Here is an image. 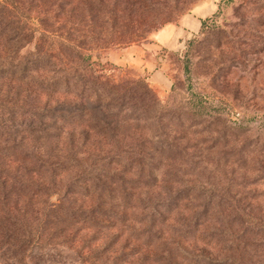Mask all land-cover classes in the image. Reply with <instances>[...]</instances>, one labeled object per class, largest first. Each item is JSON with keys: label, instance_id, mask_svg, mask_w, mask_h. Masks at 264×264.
Here are the masks:
<instances>
[{"label": "rangeland", "instance_id": "obj_1", "mask_svg": "<svg viewBox=\"0 0 264 264\" xmlns=\"http://www.w3.org/2000/svg\"><path fill=\"white\" fill-rule=\"evenodd\" d=\"M9 1L0 0V4ZM13 1H20L16 6L17 16L7 17L8 23L6 20L0 25L1 59L12 60L18 54L23 60L36 48L48 51L49 62L32 75L53 80L58 78L60 69L68 70L76 65L66 51L75 49L102 62L104 73L111 80H146L149 89L171 114L170 122L166 121L170 126L169 136L177 137L176 142L185 149L184 157H180L184 164H178L180 159L163 164L157 172L156 186H152L153 182L143 183L133 191L130 209L124 210L119 200L107 204L126 215L124 225L118 226V231L124 235L122 242L128 243L129 236L147 230L148 222L143 220L149 213L147 204L171 201V197L178 194L182 200L178 207L166 214L164 224H157L164 233L163 239H151L157 242L156 252L163 253L167 261L171 255L179 264H185L179 256V252L183 255L177 247L179 243L189 254L203 253L219 259L225 257L230 248L237 247L245 256L246 264H252L251 260L263 262L264 0ZM197 7L203 9L199 19L204 27L192 35L180 31L181 19L192 15ZM13 21L27 27L28 37L21 43L10 41L15 33L9 24ZM16 49L18 51L14 52ZM187 58L190 81L185 73ZM9 87L13 95L19 85ZM196 94L207 104L208 112L202 111L197 119L183 118V113L192 111L191 101ZM6 95L2 94V99ZM57 99L58 96L52 95L43 97L52 105ZM69 130L75 138L81 139V129ZM96 140L94 136L89 138L88 152L79 157L80 164L72 167L67 164L66 167H70L66 172L56 168L62 175L55 178L53 184L45 178L50 176L47 173L37 172L33 176L27 173V170L38 169L36 161L15 166L24 167L35 185L48 188L49 195L38 201L53 209L62 203L59 199L65 188L77 182L75 179L81 172L97 169L101 161L107 163L108 156L112 155L109 148L104 153L92 149L91 144ZM63 152L61 161L68 156L66 150ZM208 202L216 207L214 220L200 219L193 226L199 211L197 206ZM89 203L91 201L85 205ZM81 204L76 203V206ZM225 210L232 219L237 212L244 213L246 222L249 213V217L260 224L255 231L242 235L240 225L227 224L229 218L221 219L217 215ZM50 221L54 220L38 215L28 218V231L40 233ZM47 232L50 237L57 236L56 230L50 227ZM95 233L96 230H90L86 235L77 236L78 241L81 237L86 241L85 246L75 242L65 248L59 245L60 239L50 243L64 256L62 263L84 264L82 258L97 251V246L90 241ZM20 235L26 233L23 231ZM131 241L132 244L123 249L125 253H131L136 246L134 240ZM30 254V258L21 261L12 258L9 264H43L40 254ZM249 257L253 258L248 260Z\"/></svg>", "mask_w": 264, "mask_h": 264}, {"label": "trees", "instance_id": "obj_2", "mask_svg": "<svg viewBox=\"0 0 264 264\" xmlns=\"http://www.w3.org/2000/svg\"><path fill=\"white\" fill-rule=\"evenodd\" d=\"M12 1L0 4V25L7 17L17 16L16 6L20 1ZM21 23H9L15 32L11 42L15 40L21 43L28 37L25 31L27 27H22ZM66 51L76 65L68 70L60 69L58 78L53 80L32 75L33 71H38L49 62L48 51L36 48L23 60L17 53L12 60L0 58V264H9L12 258L19 261L28 259L32 256L30 253L40 254L43 264H61L64 256L56 248L53 249L50 242L60 239L59 245L64 247L75 242L85 246L86 241L82 237L78 241L77 236L82 233L86 235L90 230H96L97 235L90 237V241L97 246V251L83 257L84 264H179L171 255H168L169 263L163 253L156 252L157 242L151 240L153 237L158 241L163 239L164 233L160 227L157 228V224H164L166 214L178 207L177 204L182 201L178 194L171 197V201L147 204L149 213L143 220L148 222V228L129 236L128 243L122 242L124 235L118 231V226L124 225L126 215L109 206L119 200L124 210L130 209L133 207L130 203L133 191L143 183L153 182L152 186H156L157 172L163 168V164L179 159L178 164H184L180 157H184L185 149L176 142L177 137L169 136L170 126L167 122H170L171 114L149 89L146 80H111L105 75L102 62L75 49ZM189 63L187 58L185 73L188 81L191 79ZM9 84L19 85L13 95ZM4 93L7 95L2 99ZM51 95L58 96L53 105L43 100V97ZM191 109L189 114L183 113L182 117L197 119L199 113H206L209 108L196 94L191 101ZM69 129H81V139L75 138ZM91 136L97 138L95 144H91L92 149L101 153L107 148L112 150L107 163L101 161L97 169L81 172L75 179L77 182L65 188L59 199L61 204L53 209L49 204L42 205L38 199L49 195L48 188L35 185L26 174L47 173L50 176L45 178L53 184L52 181L62 175L61 170H69L70 166L79 163L80 156L88 152L86 148ZM63 150L68 154L65 161L60 160ZM26 161L38 162V169L27 170L26 173L24 167L15 166L23 165ZM67 164L70 166L66 167ZM79 202L82 204L77 207L76 203ZM173 204H176L175 207L170 208ZM197 208L199 211L192 222L193 226L200 219L209 217L208 220H214L216 207L212 202L198 205ZM226 212L220 211L217 215L221 219L229 218L227 224L240 225L242 235L255 231L260 224L257 225L249 213L246 222L244 213L239 211L232 219ZM36 215L53 219L49 223L52 226L48 224L40 233L29 232L28 218ZM105 220L107 224L103 222ZM245 226L246 229L243 228ZM49 227L56 230V237H50L47 232ZM23 231L26 235H20ZM131 240L136 246L131 253H125L123 249L132 244ZM177 247L183 251L184 257L181 252L179 256L185 264H246L245 256L239 253L237 247L230 248L222 259L203 253L189 254L179 243ZM142 250L146 252L142 254ZM251 263L264 264V261L254 263L251 260Z\"/></svg>", "mask_w": 264, "mask_h": 264}, {"label": "crops", "instance_id": "obj_3", "mask_svg": "<svg viewBox=\"0 0 264 264\" xmlns=\"http://www.w3.org/2000/svg\"><path fill=\"white\" fill-rule=\"evenodd\" d=\"M202 10H203L202 7H197L193 10L192 15H187L183 17V19H181L180 21V26H181L180 31L184 33L185 31L186 32L188 31L192 35L193 33H197L199 30H201L202 21L199 18H202L200 16Z\"/></svg>", "mask_w": 264, "mask_h": 264}]
</instances>
